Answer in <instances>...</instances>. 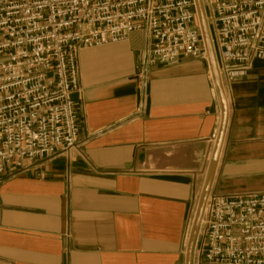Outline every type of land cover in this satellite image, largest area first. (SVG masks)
<instances>
[{"label": "crops", "instance_id": "crops-1", "mask_svg": "<svg viewBox=\"0 0 264 264\" xmlns=\"http://www.w3.org/2000/svg\"><path fill=\"white\" fill-rule=\"evenodd\" d=\"M129 37L78 52L77 147L0 178V264H185L220 100L201 59L153 66L139 82L147 37ZM252 65L223 85L210 192L223 197L264 193V62Z\"/></svg>", "mask_w": 264, "mask_h": 264}, {"label": "built area", "instance_id": "built-area-1", "mask_svg": "<svg viewBox=\"0 0 264 264\" xmlns=\"http://www.w3.org/2000/svg\"><path fill=\"white\" fill-rule=\"evenodd\" d=\"M205 5L220 81L229 85L264 62V0ZM139 31L147 37L139 82L156 65L207 62L193 0H0V178L77 147L78 52ZM201 219L198 264H264V193H210Z\"/></svg>", "mask_w": 264, "mask_h": 264}, {"label": "water", "instance_id": "water-1", "mask_svg": "<svg viewBox=\"0 0 264 264\" xmlns=\"http://www.w3.org/2000/svg\"><path fill=\"white\" fill-rule=\"evenodd\" d=\"M193 3L195 5L196 9V17L198 20L199 28H200V34L202 35V40H203V46H204V51H206V59H207V64L210 68L211 72V77L212 80L214 81L215 84V89L217 92V95L219 96L220 100V108H221V120H220V125H219V131L217 134V137L215 139V147L212 153V159L207 171V177L203 186V191L201 194V197L199 199V205L198 209L196 211L195 215V221L193 223L191 232H190V237L189 241L186 247V255H185V264H192V256H193V251H194V245L196 242V239L198 237V232L200 228V224L202 221V215L206 206V201L207 198L211 192V184H212V179L214 176V170L217 165V161L219 159V153L223 144V138L224 134L226 131V123H227V118H228V111H227V98L224 94L223 86H222V81H220L219 73H218V68L216 66V61H215V54L214 50L212 49V43H211V37L209 35L208 31V26H207V20H205V14H204V6L202 5L201 0H193Z\"/></svg>", "mask_w": 264, "mask_h": 264}, {"label": "rangeland", "instance_id": "rangeland-1", "mask_svg": "<svg viewBox=\"0 0 264 264\" xmlns=\"http://www.w3.org/2000/svg\"><path fill=\"white\" fill-rule=\"evenodd\" d=\"M202 5L204 6V10H205V17H207L208 18V10L206 9V5H205V0H202ZM208 31H209V35H210V37H211V40H213L214 41V35H213V32H212V30L211 29H209L208 28ZM200 238V240H201V235L200 236H198V239Z\"/></svg>", "mask_w": 264, "mask_h": 264}]
</instances>
